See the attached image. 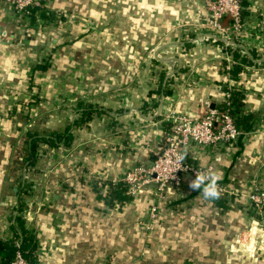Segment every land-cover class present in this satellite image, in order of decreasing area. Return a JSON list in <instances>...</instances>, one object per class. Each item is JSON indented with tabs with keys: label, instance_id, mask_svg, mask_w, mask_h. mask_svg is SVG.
<instances>
[{
	"label": "crops",
	"instance_id": "1",
	"mask_svg": "<svg viewBox=\"0 0 264 264\" xmlns=\"http://www.w3.org/2000/svg\"><path fill=\"white\" fill-rule=\"evenodd\" d=\"M40 3L52 20L34 23L0 0V264L17 244L33 264H264V206L255 215L248 199L264 189V0H241L237 36L224 17L226 34L202 42L190 39L209 32L205 0ZM140 3L137 53L125 15ZM234 89L258 113L255 127L185 152L221 177L220 204L182 173L151 223L154 188L127 194L125 172L152 163L171 112L200 118ZM81 98L100 114L72 129L69 147L44 144L23 168L28 131L63 130Z\"/></svg>",
	"mask_w": 264,
	"mask_h": 264
},
{
	"label": "built area",
	"instance_id": "2",
	"mask_svg": "<svg viewBox=\"0 0 264 264\" xmlns=\"http://www.w3.org/2000/svg\"><path fill=\"white\" fill-rule=\"evenodd\" d=\"M12 5L17 14H28L29 9L40 6V0H2ZM205 9L208 14L202 17L200 26L208 28V33L190 39L191 42H199L205 39H218L216 32L226 34V28L221 25V20L228 17L231 20V32L235 36L242 27V3L241 0H205ZM226 44L230 43L228 37H223ZM171 69V68H170ZM225 111L209 109L200 118H193L184 113L171 112L172 126L161 138L158 151L151 164H138L125 172L123 183L126 193L134 196L141 193L145 187L154 188L153 194L157 203L150 205L148 217L151 223L158 216L159 201L165 198L169 186L178 187L182 173L196 176L198 173H206L213 170L211 164L199 165L190 163L186 157V151L204 149L205 147H220L233 144L242 131L236 126L229 109L234 108L230 101V91L225 92ZM185 158L181 161L179 156ZM251 209L255 215H260L264 206V189L254 187L248 196ZM149 228L150 225L146 224ZM16 249L8 264H33L22 253L20 245ZM264 250V249H263Z\"/></svg>",
	"mask_w": 264,
	"mask_h": 264
},
{
	"label": "trees",
	"instance_id": "3",
	"mask_svg": "<svg viewBox=\"0 0 264 264\" xmlns=\"http://www.w3.org/2000/svg\"><path fill=\"white\" fill-rule=\"evenodd\" d=\"M15 11V10H14ZM17 14V13H16ZM23 15L24 17H28L29 20L34 21L36 23L39 19H48L52 20L53 12H48L47 9H43V6H34L29 9L28 14H18ZM32 23V25L34 24ZM42 68L45 66H41ZM81 99H78L77 102L74 104V119L68 123L63 130H51L45 133H41L38 131H28L27 133V139L25 141V155L22 158L23 168L26 169L27 166L33 165L39 155V151L41 149V146L44 144L50 145L54 148L63 146V147H69L71 145L72 139L74 138V135L72 133V129L81 126L83 124L87 125V122H90L94 116H96L97 113H99L100 110L90 102H84ZM230 101L231 105L234 106V108L229 109V112L232 114L234 118V122L236 126L244 132L251 131L255 126V123L259 120L258 113L256 111H246L245 106V100L243 96L242 89H234L233 91H230ZM226 104L223 102L221 106L217 109L218 111H225ZM100 114V113H99ZM18 182L22 185H26L27 179L22 178V176H18ZM217 204H220V200L216 199L214 200ZM16 218L19 220L20 215L18 214ZM12 246V255L10 259L12 258L16 246ZM20 249L23 253V255L31 262L33 263L32 259L28 256V250L24 245L22 246L20 244ZM9 259V260H10Z\"/></svg>",
	"mask_w": 264,
	"mask_h": 264
},
{
	"label": "clouds",
	"instance_id": "4",
	"mask_svg": "<svg viewBox=\"0 0 264 264\" xmlns=\"http://www.w3.org/2000/svg\"><path fill=\"white\" fill-rule=\"evenodd\" d=\"M185 157L183 155L179 156V160H183ZM221 177L213 172L209 171L206 173H198L194 180L189 182V188L194 191H199L202 197L206 200H216L220 197V191L218 186V181Z\"/></svg>",
	"mask_w": 264,
	"mask_h": 264
},
{
	"label": "rangeland",
	"instance_id": "5",
	"mask_svg": "<svg viewBox=\"0 0 264 264\" xmlns=\"http://www.w3.org/2000/svg\"><path fill=\"white\" fill-rule=\"evenodd\" d=\"M137 5L138 6H135L134 9H132L133 12L128 13L125 16L127 17L126 22L129 24V27L132 31L134 38H136L135 43H137V44H136L135 48H137V53H138V51L141 53L142 52V50H141L142 49V44H141V42H142V3L137 4ZM120 17L122 19H124V17L122 15H120ZM136 165H138V164H136ZM133 166H135V165H133ZM26 175H27V173H25V176Z\"/></svg>",
	"mask_w": 264,
	"mask_h": 264
}]
</instances>
